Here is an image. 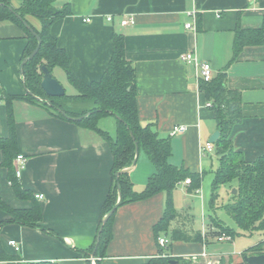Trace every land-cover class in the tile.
Segmentation results:
<instances>
[{
    "label": "crops",
    "instance_id": "obj_1",
    "mask_svg": "<svg viewBox=\"0 0 264 264\" xmlns=\"http://www.w3.org/2000/svg\"><path fill=\"white\" fill-rule=\"evenodd\" d=\"M21 4L22 0H12L14 7ZM53 6L71 9L70 14L53 23L51 32L68 52L75 75L84 83L102 78L112 57L113 35L124 34L126 56L137 71L140 120L143 125L151 124L160 136L171 139L173 164L204 174L208 167L213 171L215 163L218 166L216 146L212 152L204 150L212 133L218 130L216 114L207 106L209 100L200 89L199 66L182 58L188 52H194L199 62L209 63L214 75L227 66V86L239 90L243 100L242 119L230 134L232 143L246 160L264 154V46H246L238 60L229 65L237 24L260 27L264 0H54ZM27 18L34 27H41L37 17ZM125 18H133L134 22L124 26L121 21ZM188 23L191 28L186 26ZM27 43V33L21 26L0 22V137H10L12 133L2 92L26 93L21 65ZM52 72L64 86L66 80L71 83L65 71L64 78L61 72L56 74L55 68ZM11 108L16 155L27 158L20 183L32 195H45L38 198V203L41 223L47 230L9 223L1 229L0 242L9 253H15L9 240H17L21 245L18 254L26 261L85 264L111 188V147L96 131L52 115L38 104L16 99ZM176 125L187 129L173 134ZM12 166L17 167L15 157ZM154 172L153 162L140 150L129 171L134 189L143 190ZM0 198L17 208L31 205V200L21 199L14 192L10 167L3 165L1 150ZM166 198L167 193L162 191L118 207L106 256L96 258L95 263L91 259L92 264H98L97 259L100 264H141L158 255L160 245L154 227L164 215ZM9 217L0 209V221ZM174 220L171 230L180 228L192 235L199 231H189L175 223L173 226ZM161 236L168 239L163 246L165 253L173 256L220 257L234 263L242 262L243 252L256 244H242L226 256H212L210 242L216 238L190 241L169 239L165 233Z\"/></svg>",
    "mask_w": 264,
    "mask_h": 264
},
{
    "label": "trees",
    "instance_id": "obj_2",
    "mask_svg": "<svg viewBox=\"0 0 264 264\" xmlns=\"http://www.w3.org/2000/svg\"><path fill=\"white\" fill-rule=\"evenodd\" d=\"M54 0H22L20 7H14L12 0H0V22L10 21L21 26L27 33L28 43L22 60L26 61L23 66L22 76L31 93L36 94L47 101L36 99L31 93L13 95L6 91L2 94L9 108V118L12 133L10 137H0V150L3 153V165L10 167V182L17 197L31 200V205L26 208H17L0 198V209L7 212L10 217L0 221V232L4 225L17 223L31 227L47 228L42 225V209L38 198L24 189L17 176L16 167L12 166L16 158V135L14 130V114L11 105L14 100H26L45 108L50 114L62 119L70 120L80 127L96 131L110 145L113 153L112 182L111 188L102 205V218L118 202L121 193L122 200L119 207L139 200L154 196L159 192H166V209L162 218L156 223L154 229L159 244L162 233L167 234L171 230V222L178 216L174 206L173 191L178 183L191 178L188 184L189 191H198L201 188L204 172H195L184 166H177L170 161L173 153L170 138L162 137L151 124L143 125L139 116L137 101V71L134 63L126 56L125 37L121 32L113 35V53L108 68L98 81L89 84L84 83L75 75L71 67V58L68 52L59 46L58 39L52 34L53 23L67 14L71 13L69 6L62 12L50 14L48 8L53 6ZM37 17L41 27H34L27 16ZM25 21L41 36L42 44L39 52L32 58L29 55L38 45V39L26 26ZM199 22L201 20L199 19ZM249 45L264 46V17L260 27L245 28L237 24L233 42V57L229 65L238 60L242 50ZM46 64L51 70L59 66L64 69L69 81L76 87L74 94L66 93L61 97L48 96L41 87V66ZM227 66L222 72L214 75L211 80L200 81V89L212 102L211 108L215 111L218 129L221 135L217 142L216 154L218 166L212 185L210 200L211 209L219 205L220 188L226 186L229 193V202L222 204L232 215L234 221L243 232L252 234L256 231L264 233V154L255 160L249 161L237 150L230 138L233 126L242 119L243 100L242 94L237 89L227 86ZM70 117H81L74 120ZM110 115L116 118V133L100 127L99 121ZM143 150L155 166V172L149 177L145 188L141 191L135 190L131 181L129 171L123 172L117 177V173L130 167L136 157V145ZM236 189V193L233 192ZM116 212L107 220L103 226L99 244L97 247V258L106 256V249L113 238V222ZM212 223L202 233L189 234L182 229L172 230V239H184L190 241H203L209 238H217L223 233L235 238L236 232L227 226L221 219L211 214ZM102 222V221H101ZM101 225V224H100ZM215 227V228H213ZM49 230V229H48ZM94 245L88 249L85 264H92L91 254ZM160 245V244H159ZM159 254L150 257L141 264H171V260H178L177 264H193L191 256H173L170 252L165 253V248L160 245ZM19 252L9 253L0 242V261L12 264V261H20L18 264H63L57 261L41 260L21 262ZM264 253V239L248 247L245 254ZM199 259H202L199 256ZM97 263L100 264L97 259ZM221 264H226L222 261ZM229 264H246L242 262Z\"/></svg>",
    "mask_w": 264,
    "mask_h": 264
},
{
    "label": "rangeland",
    "instance_id": "obj_3",
    "mask_svg": "<svg viewBox=\"0 0 264 264\" xmlns=\"http://www.w3.org/2000/svg\"><path fill=\"white\" fill-rule=\"evenodd\" d=\"M56 74L58 72L65 77L64 70L56 66L54 67ZM66 93H76V89L66 80ZM116 118L113 115H110L106 118L100 120L99 125L107 128L111 131L112 135L116 133ZM217 169V164L211 171L210 167H208V171L204 174L201 188L198 191H189L187 189V183L185 181H181L177 184L173 191V201L174 206L178 210L177 219L174 220L173 226L178 225L187 230H203L208 228L209 223H212L211 214L215 217L221 219L227 226L233 229L236 232L234 239H226L224 241H212L210 242V248L213 250L212 256L224 255L226 256L232 249L237 250L240 248L242 244H251L257 243L264 237V233L262 231H256L252 234H248L243 232L237 223L234 221L232 215L229 213L227 209L223 206H218L216 209H211L210 200L212 194V185L215 179V173ZM234 190V189H233ZM226 186H222L220 188V198L219 204H225L229 202V198L226 193ZM189 205V206H188ZM174 223L176 225H174ZM172 227V226H171ZM169 239L172 238V230L168 231L166 234ZM92 255V254H91ZM230 256V255H229ZM97 257V256H96ZM92 258V256L90 257ZM223 258H205L199 260H192L193 264H221ZM226 260V264H229L228 260ZM0 264H7L4 261H0Z\"/></svg>",
    "mask_w": 264,
    "mask_h": 264
},
{
    "label": "water",
    "instance_id": "obj_4",
    "mask_svg": "<svg viewBox=\"0 0 264 264\" xmlns=\"http://www.w3.org/2000/svg\"><path fill=\"white\" fill-rule=\"evenodd\" d=\"M64 9L62 8H57L55 6H50L48 8V11L50 14H56L58 12H62ZM25 24L26 26L31 30V32L34 33V35L37 37L38 39V45L37 47L32 51V53L29 55L28 59H32L40 50V47H41V44H42V38L41 36L34 30V28H32V26L27 23L25 21ZM25 60L22 62V65H21V72L23 74V66L25 64ZM41 72H42V80H41V87L42 89L45 91V93L48 95V96H51V97H61V96H64L66 94V88L65 86L54 76L52 70L46 65V64H43L40 68ZM24 78V77H23ZM24 80V86H25V89H26V92H30V90L27 88L26 84H25V78L23 79ZM36 99L38 100H44V101H47L49 104H52V102L49 100V99H43L42 97L36 95V94H33L31 93ZM66 115V114H65ZM68 116V115H66ZM69 118L71 119H74V120H79L81 119V117H70L68 116ZM221 135V132L220 130H216L212 133L211 137H210V142L212 143H216L217 140L219 139ZM140 154V148L138 146V144L136 145V157H135V160H134V163L128 167V168H125L121 171H119L117 173V177L120 176L121 173L123 172H126V171H130L132 169V167L136 164V161L138 159V156ZM234 193H236V189L233 190ZM121 200H122V195L120 193L119 195V200L118 202L112 207V209L107 212L105 214V216L102 218V222H101V225H100V228H99V231H98V234H97V241H96V245H95V248L92 252V261L93 263H95L96 261V254H97V247H98V244H99V240H100V236H101V232H102V229H103V226L105 224V222L107 220H109V218L116 212V210L118 209L119 207V204L121 203ZM243 260L246 262V264H264V253H261V254H245L243 255ZM178 263V260L176 259H173L171 260V264H177Z\"/></svg>",
    "mask_w": 264,
    "mask_h": 264
},
{
    "label": "built area",
    "instance_id": "obj_5",
    "mask_svg": "<svg viewBox=\"0 0 264 264\" xmlns=\"http://www.w3.org/2000/svg\"><path fill=\"white\" fill-rule=\"evenodd\" d=\"M220 15V14H218ZM109 20H112V17H108ZM86 21H90L91 18H86ZM134 19L133 18H125L122 19L121 24L122 25H128L129 23H133ZM188 28H191L192 25L190 23H188L186 25ZM183 60L188 62V63H194L196 66H199L200 71L198 74V79L201 80H205V81H209L212 79V77L214 76V72H213V68L212 66L207 63V62H199L197 59V56L194 52H188L186 54L183 55ZM1 84V83H0ZM207 106H212V102L209 101L207 102ZM187 127L185 125H176L174 126V128L172 129L173 134L176 133H184L186 131ZM204 150H208V151H214L215 150V144L212 142H208L206 144V146L204 147ZM16 161H17V167H16V173L17 176L21 178L22 176V171L23 169L26 167L27 165V158L24 154H18L16 157ZM185 182L187 184L191 183V178L188 177ZM37 198L42 199L45 197V195L43 193H38L35 195ZM226 239H230L231 240V236L223 233L220 236H218L216 238L217 241H224ZM168 243V239L165 236H161L159 237V244L162 246H165ZM9 244L14 248V251L19 252L21 250V245L18 243L17 240L15 239H10L9 240ZM192 260L196 261L199 260V255H191ZM20 261L18 260H14L11 263L12 264H18ZM21 262H27L26 260L22 259Z\"/></svg>",
    "mask_w": 264,
    "mask_h": 264
}]
</instances>
